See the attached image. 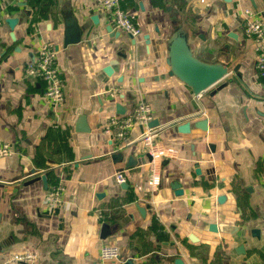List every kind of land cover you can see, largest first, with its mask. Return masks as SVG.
I'll use <instances>...</instances> for the list:
<instances>
[{
	"label": "crops",
	"instance_id": "obj_1",
	"mask_svg": "<svg viewBox=\"0 0 264 264\" xmlns=\"http://www.w3.org/2000/svg\"><path fill=\"white\" fill-rule=\"evenodd\" d=\"M121 6L140 36L114 29L101 0H0V264L23 251L37 254L31 264H264V96L241 18L251 7L264 19V0ZM177 41L226 75L193 93L168 73ZM43 42L65 80L56 109L25 72ZM139 101L150 118L126 125ZM204 117L205 130L194 125ZM149 127L176 150L157 164L154 190ZM106 243L120 260L100 258Z\"/></svg>",
	"mask_w": 264,
	"mask_h": 264
},
{
	"label": "built area",
	"instance_id": "obj_2",
	"mask_svg": "<svg viewBox=\"0 0 264 264\" xmlns=\"http://www.w3.org/2000/svg\"><path fill=\"white\" fill-rule=\"evenodd\" d=\"M103 8L106 10L109 24L114 28L129 34L132 37H138L142 34V29L136 23L132 14L127 12L121 6V0H101ZM244 33L253 40L255 50L254 69L255 75L261 86L264 96V19L251 7H244L241 11ZM27 75L41 78L45 81L43 98L46 103L54 109L62 105L64 101L65 80L61 76L60 68L55 61V51L49 43L43 42L35 56L25 65ZM151 110L142 101H139L132 117L126 122L130 125L132 121L146 123L150 118ZM158 128L149 127L144 132L142 139L144 149L152 162V172L148 177V188L154 190L159 182V176L156 171L157 164L166 157H172L176 150L161 141L158 135ZM2 150L0 148V154ZM116 179L119 182L125 181V176L121 171L116 173ZM62 185H56L50 189L46 195L49 204L60 201V191ZM100 258L104 260H120V250L114 243H106L100 248ZM37 254L34 251H23L13 253L8 259L10 263L25 262L31 264L36 261Z\"/></svg>",
	"mask_w": 264,
	"mask_h": 264
},
{
	"label": "water",
	"instance_id": "obj_3",
	"mask_svg": "<svg viewBox=\"0 0 264 264\" xmlns=\"http://www.w3.org/2000/svg\"><path fill=\"white\" fill-rule=\"evenodd\" d=\"M148 41V35H145ZM182 48V44L177 41L170 49V55L166 58V63L169 65L170 69L168 73L170 75L176 74L185 83L189 84L192 88L193 93L200 94L204 90L210 88L211 86L218 83L226 75L227 69L221 65H207L196 61L194 58L190 57ZM220 85H218L219 87ZM118 107V106H117ZM122 111L121 108H118ZM202 110V109H201ZM200 110V111H201ZM199 113H202L199 112ZM197 114V113H196ZM207 118L198 119L194 122V125L201 128H207ZM176 129L181 132H187L190 129V122L184 121L180 122ZM149 157V155H148ZM44 180L45 175H41ZM175 191L178 193L182 192L181 187L175 181L174 184ZM224 196L220 195L218 200H223ZM209 228L215 230L217 227L215 223H210ZM175 264H184L181 258H175ZM18 264H27L25 262H20Z\"/></svg>",
	"mask_w": 264,
	"mask_h": 264
}]
</instances>
